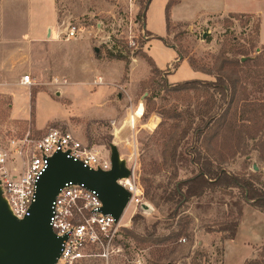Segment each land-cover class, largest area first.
Listing matches in <instances>:
<instances>
[{
	"label": "rangeland",
	"instance_id": "1",
	"mask_svg": "<svg viewBox=\"0 0 264 264\" xmlns=\"http://www.w3.org/2000/svg\"><path fill=\"white\" fill-rule=\"evenodd\" d=\"M141 1L58 0L61 37L51 44L43 73L33 83L36 91L48 95H42L36 113L43 130L33 126L34 115L31 122L8 121L3 107L0 144L12 149L7 169L25 170L27 159L16 155L9 142L20 141L29 130L35 137L49 127L70 130L104 157L115 146L121 160L136 168L149 206L145 214L138 208L134 216L145 221L135 224L129 222L134 213L130 208L122 220L128 225L124 229L147 238L145 228L152 231L151 226L160 223L154 238L183 235L159 245H140L123 236L121 256L86 264H245L258 258L264 245V214L245 203L237 190L208 192L184 206L177 218L170 216L173 206L167 198L175 184L192 177L197 168L191 162L194 149L209 153L233 175L259 173L264 178V0H176L169 32L168 0L153 1L145 21L139 17ZM70 26L79 32L68 39ZM158 37L166 39L167 46ZM177 51L185 59H178ZM244 53L250 61L233 76L238 79L236 95H230L217 122L199 136L204 112L217 110L219 103L213 106V101L219 96L203 88L174 90L197 80L182 62H195L212 73L201 72V81L215 83L216 65ZM144 56L154 60L158 75L152 74ZM137 108L140 118L131 124ZM189 124V142L179 148L187 158L173 162V148ZM238 219L239 227L243 223L234 243L209 233ZM197 252L203 256L195 259Z\"/></svg>",
	"mask_w": 264,
	"mask_h": 264
},
{
	"label": "built area",
	"instance_id": "2",
	"mask_svg": "<svg viewBox=\"0 0 264 264\" xmlns=\"http://www.w3.org/2000/svg\"><path fill=\"white\" fill-rule=\"evenodd\" d=\"M79 29L70 26L66 30L68 39L75 38ZM22 83L31 86V77L26 75ZM29 130L18 142L10 141L16 155L26 158L23 172L7 169L12 149L0 144V187L2 196L12 215L18 220L30 216L37 192V183L49 167L50 159L61 152L69 158L82 162L94 170L110 171V156L104 157L94 146L84 143L70 130L49 127L41 137ZM128 167V166H127ZM131 175L117 181L131 194L130 205L134 214L149 211L144 201V189L136 168L128 167ZM103 204L99 195L85 185L67 184L60 190L52 206L51 226L54 233L63 238L62 252L56 264H86L91 260L108 262L124 252L123 230L127 227L122 220L117 222L111 215L102 213ZM142 214V213H141ZM185 242V240H184Z\"/></svg>",
	"mask_w": 264,
	"mask_h": 264
},
{
	"label": "trees",
	"instance_id": "3",
	"mask_svg": "<svg viewBox=\"0 0 264 264\" xmlns=\"http://www.w3.org/2000/svg\"><path fill=\"white\" fill-rule=\"evenodd\" d=\"M153 1L154 0L141 1V11L139 14L140 19L144 21L146 20L147 12ZM176 4H178L176 0H168L166 7V25L168 32L171 29L170 11ZM157 39L167 46L166 39L160 37H158ZM177 52L180 58L185 59L184 57L180 56L179 51ZM144 59H146L149 65L152 67V74L158 75L161 72L157 68L154 60L151 57L144 56ZM249 61L250 59H248L247 53H244L241 58L237 59H222V62L218 63L215 67V76L217 78V81L215 83L201 80H191L172 87L176 91H195L203 88L208 91L212 90L219 96L218 101H213V106H216V102L219 103L216 106L217 110L211 107L204 112L202 125L197 129L199 136L203 135V133H206V131L209 130L217 122L219 112L222 110L227 100L230 98V95L232 98L236 95V86L238 83V79H235L233 76L237 75L238 68L246 65ZM189 65L194 71L206 73L209 75L212 74L204 68H197L195 62H191V64ZM191 130L192 125L189 124L186 131H184V133L180 137V140L173 148V162H176L177 160H184L185 158H187L188 153H185L182 150L179 151V148L181 147V142H185L188 144L189 140L187 139V137L190 134ZM191 155V162L197 167L195 170H193L192 177L182 181H178L174 186L173 192L167 198V202L172 204L173 206V210L170 215L172 218H177L180 215L183 207L186 206L189 202L195 199L202 198L208 192L229 190H237L245 203L256 209L258 212L264 214V178L259 175V173H251L249 175H233L227 172L222 167V165H219L214 160L212 155H209V153L204 154L201 152V150L194 149L193 152H191ZM261 161L264 163V157L261 158ZM140 220L145 221L141 216H133L131 221L135 224ZM159 224L160 223H156L152 225V231H148V227L145 228L147 231V238H141L134 231L128 229H124L123 236L131 238L140 245H159L167 241H176L181 239V236L183 235L182 232H179L172 238H168L165 240L154 238L157 235ZM238 228L239 219L234 220L231 223L222 225L217 230H211L209 231V233L221 234L222 240L224 242L232 241L237 236ZM200 256H203V254L197 252L195 259H198V257ZM257 257L258 258L245 262V264H261L259 258L264 259V245L259 249Z\"/></svg>",
	"mask_w": 264,
	"mask_h": 264
},
{
	"label": "water",
	"instance_id": "4",
	"mask_svg": "<svg viewBox=\"0 0 264 264\" xmlns=\"http://www.w3.org/2000/svg\"><path fill=\"white\" fill-rule=\"evenodd\" d=\"M110 160V171H96L67 154L54 155L37 183L30 216L24 220L12 215L0 187V264H56L64 239L52 229V206L67 184L85 185L96 192L103 204L102 213L120 222L130 205L131 194L117 181L130 177L131 171L115 146Z\"/></svg>",
	"mask_w": 264,
	"mask_h": 264
},
{
	"label": "crops",
	"instance_id": "5",
	"mask_svg": "<svg viewBox=\"0 0 264 264\" xmlns=\"http://www.w3.org/2000/svg\"><path fill=\"white\" fill-rule=\"evenodd\" d=\"M58 21V0H0V115L6 106L8 121L31 122L34 115L33 126L43 130L37 124L36 113L42 95L47 93L36 91L34 84L37 82L36 77L43 73L42 68L50 56L51 44L61 37ZM183 64L191 68L186 60ZM191 70L193 77L203 79L204 74ZM26 75L34 83L31 86L22 83ZM242 223L236 238L241 234ZM236 238L230 243H234Z\"/></svg>",
	"mask_w": 264,
	"mask_h": 264
},
{
	"label": "bare ground",
	"instance_id": "6",
	"mask_svg": "<svg viewBox=\"0 0 264 264\" xmlns=\"http://www.w3.org/2000/svg\"><path fill=\"white\" fill-rule=\"evenodd\" d=\"M138 110H139V108H137V111L135 112L134 116L131 117V124H134V122H135V118H140L139 116H137V115H138ZM142 116H143V115H142ZM142 116H141V117H142ZM148 207H149V206H148ZM130 208H131V209L133 208V210H134V206H133V205H129L127 211H128ZM127 211H126V212H127ZM133 212H134V211H133Z\"/></svg>",
	"mask_w": 264,
	"mask_h": 264
}]
</instances>
